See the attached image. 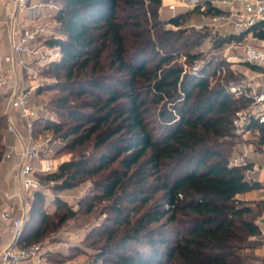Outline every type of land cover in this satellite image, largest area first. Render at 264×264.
Instances as JSON below:
<instances>
[{
	"label": "trees",
	"instance_id": "trees-1",
	"mask_svg": "<svg viewBox=\"0 0 264 264\" xmlns=\"http://www.w3.org/2000/svg\"><path fill=\"white\" fill-rule=\"evenodd\" d=\"M53 1L60 37L46 42L60 57L46 73L56 79L50 106L60 118L36 119L33 134L52 131L76 155L40 178L56 180L58 194L88 180L93 188L77 209L59 196L54 212L34 191L18 244L104 202L105 219L72 246L91 264H264L254 252L264 244L256 210L237 197L262 184L230 165L242 142L233 121L252 90L235 96L229 86L242 74L220 64L184 72L202 44L217 48L234 36L190 26L199 9L166 20L162 0ZM263 27L254 28L262 38ZM6 123L0 111V159ZM248 130L264 150V123L253 118Z\"/></svg>",
	"mask_w": 264,
	"mask_h": 264
},
{
	"label": "built area",
	"instance_id": "built-area-1",
	"mask_svg": "<svg viewBox=\"0 0 264 264\" xmlns=\"http://www.w3.org/2000/svg\"><path fill=\"white\" fill-rule=\"evenodd\" d=\"M163 8L169 11L166 20L199 9L190 19V26L227 36L247 34L251 40L257 38L253 33L254 28L264 22V0H162ZM58 9V4L53 0H14V8L0 19V29L7 40L6 49L0 52V96L4 98L6 129L16 137H22L16 125L19 118L25 122L31 139L14 164L15 175L26 195L42 190L51 201L59 196L54 191L57 181L50 179L44 182L40 176L57 171L59 164L55 162L53 141L48 131L38 136L33 134L34 121L40 118L39 112L46 109L43 105L32 103L37 81L33 78L37 75L33 62L49 63L60 57L59 47L46 42L47 39L60 37L55 27L59 25L55 17ZM166 27L176 28L171 23H167ZM181 58L186 60L184 55ZM243 60L264 66V49L246 43ZM184 67V72L198 74L201 71L198 59L191 65L185 63ZM232 89L236 91L234 87ZM251 97L252 104L237 111L233 121L236 131L243 136L249 131L248 126L253 118L264 123V89L253 91ZM13 152L14 148H9L3 153L1 161L11 159ZM254 152L253 146L246 147L244 152L231 159L230 165L244 167L246 172L264 173V164L252 162L248 157ZM179 196L182 197L181 194ZM1 216L4 220H12L11 230L16 241L0 252V264H47L42 243L18 244L25 219L14 217L8 207L3 209ZM72 263L79 264L80 261Z\"/></svg>",
	"mask_w": 264,
	"mask_h": 264
},
{
	"label": "crops",
	"instance_id": "crops-1",
	"mask_svg": "<svg viewBox=\"0 0 264 264\" xmlns=\"http://www.w3.org/2000/svg\"><path fill=\"white\" fill-rule=\"evenodd\" d=\"M13 8L14 0H0V19L4 18L6 14ZM165 10L167 9H162V12L164 14ZM253 33L257 37L256 40H251V37L247 34H244V37L234 36L233 39L229 40L232 41V51L236 53V51L241 50L243 55L242 57H244V45L246 43H252L257 47L264 49V38L257 36L254 30ZM6 47V35L0 29V52H3ZM255 80L256 81L252 84L254 87L253 91L263 90L264 73L259 72L257 79ZM16 125L22 137H16L13 133H10L7 131V129H5L2 138V140H5V142L3 143L4 152H6L11 147L14 148V152L12 153L11 159H7L5 161H1L0 159V252L16 241L11 230L12 220H4L1 216L3 209L8 207L14 217L25 219L26 224V222L30 220V210L32 208L33 202V194L26 195L25 192H23L21 184L15 175L14 164L19 160V154L23 150V148L31 142L25 122L17 118ZM249 133L250 130L246 132L244 137H246V135H248ZM249 146H252V144L242 141L240 144H238L233 157L244 152L246 147ZM248 157L252 162L258 163L260 165L264 164V153L261 154L256 149L255 152L253 154H249ZM246 175L249 179L261 182L262 185L257 189L240 193L237 195V197L249 202V204H251L253 207L254 205H256V207L258 209L260 208V210L263 212L259 220V226L261 229L260 238L264 243V173L260 171H250L246 172ZM260 199H262L263 201H258L256 203V201ZM52 207L55 208L54 202L47 198L46 209L48 211H51L53 209ZM66 227L67 226H63L59 228L53 233L54 236L47 235L42 240H40L43 244L47 264H73L72 262L75 260H79L80 262L83 261V255H73L72 246L75 244H79V239L75 237L80 236L84 232V235L82 236L83 239L89 230L82 228V233L77 234L73 231H70L69 227ZM260 252L264 253V244L262 245ZM58 258H62L63 260L58 261Z\"/></svg>",
	"mask_w": 264,
	"mask_h": 264
},
{
	"label": "rangeland",
	"instance_id": "rangeland-1",
	"mask_svg": "<svg viewBox=\"0 0 264 264\" xmlns=\"http://www.w3.org/2000/svg\"><path fill=\"white\" fill-rule=\"evenodd\" d=\"M167 1V0H166ZM169 16V11L165 10L164 18H167ZM190 22V21H189ZM188 22V23H189ZM56 30L58 31V25L55 26ZM237 42V41H236ZM228 43H232V41L225 42L222 46L217 48H212L209 46V44H202V51H200V56L197 58L199 60V66L202 69L207 64L211 63L210 69H212L215 65H223L224 68H230L231 70L235 72H239L241 75H237V80L235 83H231L229 86V89L234 93L235 96H238L241 92H245V89L250 88L253 92V82H255L258 76V71L253 70L249 67L248 64L244 63L242 51L238 50L235 52L232 51L231 46L228 45ZM180 62H185V59L181 58L179 59ZM48 62H43L39 64L38 61L33 62V66L36 67L37 75L33 78H35L37 81L35 82L36 87L32 94V103H34L37 106L43 105L46 107V109H43L39 112L40 117H47L52 118L53 120H58L60 117L59 115L54 112L51 109L50 106V100L51 97L56 93V90L53 88L54 84L56 82V79L54 77L49 76L46 73V67ZM224 71V70H223ZM212 79V83H215L218 81V75ZM235 88L236 91H234L232 88ZM249 92V90H248ZM4 108V98L0 97V111L3 112ZM7 123L5 125V128H2V130L6 129ZM3 130V131H4ZM46 131V130H45ZM43 131V132H45ZM48 131V130H47ZM49 136H51V139L53 141V150H54V159L55 162L58 164H61L63 161L71 160L75 157V152L73 150H65L62 149L66 146V141H63L59 137H56L53 135L52 131H48ZM38 136V134H37ZM259 134L257 131L250 130V133L244 137L243 135H240V140L245 141L247 143L252 144L254 149L258 150L261 154L264 153V150L261 149V147H258ZM93 188V182L91 180L85 181L82 184L76 185L75 187L68 189L67 191H62L59 196L66 201L67 204L74 208H78L79 201L88 193L92 192ZM58 196V197H59ZM57 197V198H58ZM56 198V199H57ZM262 202L263 200H257V202ZM54 202V201H53ZM98 206L95 208V212L92 214H86L80 213L77 217L67 221L64 223L61 227L67 226L66 228H70V231H73L74 233L80 234L82 233L81 230L88 229L90 230L95 225L99 224L102 220L105 219L106 214L101 212L102 207L105 205L104 202L97 203ZM54 206V205H53ZM53 208V207H52ZM254 208L256 210L257 214V220H260V217L262 216V211L260 208L258 209L256 205H254ZM55 208H53L50 212H54ZM60 227V228H61ZM57 231V230H56ZM55 231L51 232L48 236H54L53 233ZM84 233V232H83ZM81 234L78 237H75L79 239V244L83 241L82 236L84 234ZM35 243H41V241H37ZM262 246H260L258 249H256L254 252L257 255L262 256L264 258V253L260 252ZM90 250V249H89ZM82 260L79 264H91L86 259V256L83 255Z\"/></svg>",
	"mask_w": 264,
	"mask_h": 264
},
{
	"label": "water",
	"instance_id": "water-1",
	"mask_svg": "<svg viewBox=\"0 0 264 264\" xmlns=\"http://www.w3.org/2000/svg\"><path fill=\"white\" fill-rule=\"evenodd\" d=\"M253 65H257V64H253ZM264 67V66H263ZM24 231V227L22 228V230L20 231V234H22Z\"/></svg>",
	"mask_w": 264,
	"mask_h": 264
}]
</instances>
